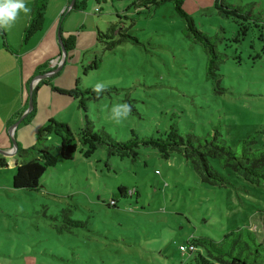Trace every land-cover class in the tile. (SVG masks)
Returning a JSON list of instances; mask_svg holds the SVG:
<instances>
[{
  "label": "rangeland",
  "instance_id": "374dc122",
  "mask_svg": "<svg viewBox=\"0 0 264 264\" xmlns=\"http://www.w3.org/2000/svg\"><path fill=\"white\" fill-rule=\"evenodd\" d=\"M123 2L131 4L121 18L108 8L73 10L71 19L83 15L73 32L76 47L68 52L66 65L47 78L61 77L68 67L76 74L70 89L77 84L93 89L97 83L110 89L99 100L86 98L94 129L120 142L166 139L175 129L182 136L218 133L239 153L242 141L250 138L254 149L263 148L264 0H224L241 8L228 15L216 0L184 1L185 12L222 55L214 77L206 44L193 30L188 33L174 0L148 8L135 7L134 0ZM120 20L138 42L107 50L98 32ZM78 32L84 33L80 39ZM27 96L28 87L23 105ZM74 101L65 108L61 103L37 107L36 115L20 123L18 132L28 139L23 144H38L41 130L54 119L45 120L50 108L73 116L67 120L79 133L83 115L80 101ZM122 103L132 111L117 122L111 109ZM15 131L11 135L8 130L11 145L14 138L20 142ZM46 144L57 160L37 190L14 188L15 171L0 169V264H194L195 252L180 250L193 238L221 241L234 230L251 227L264 241V186L246 181L216 159L212 165L229 178L228 185L204 183L183 154L165 157L156 146L141 142L136 156L110 153L103 145L89 157L79 142L71 160L61 158L60 138L53 131ZM121 186L136 192L123 196ZM66 213L87 226L67 229Z\"/></svg>",
  "mask_w": 264,
  "mask_h": 264
},
{
  "label": "trees",
  "instance_id": "16d2710c",
  "mask_svg": "<svg viewBox=\"0 0 264 264\" xmlns=\"http://www.w3.org/2000/svg\"><path fill=\"white\" fill-rule=\"evenodd\" d=\"M165 1L168 0H138L133 5L135 7L145 6L148 8L151 5H159ZM174 1L178 14L187 20L188 33L193 30L198 37L197 39L206 44L205 47L209 55L208 69L210 75L211 77L217 76L218 74L216 73V70L219 69L221 62L223 61L222 55L217 50L216 45L210 37L202 31H199L193 18L185 12L183 9V3L185 0ZM87 2L88 0H75L72 9L85 10ZM48 4L49 0H35L31 19L23 32L24 46L28 45L35 34L43 30ZM216 5L221 9L227 10L223 11V13L227 15L231 13L228 10L237 9L238 11H241L240 7L226 3L224 0H216ZM98 9H100V7ZM118 17L121 18L122 16L118 15ZM122 23L123 21L120 20L118 23H112L106 32H98V40L105 43V48L107 50H114L119 44L124 42H138V38L130 35L127 29L121 27ZM0 36L5 48L18 53V50L12 48L9 44L3 28H0ZM62 39L64 48L69 52L76 47L78 35L70 34L68 37ZM96 63L97 62H94L93 66H96ZM49 71L50 70L47 69V66L43 65L37 69L35 75L45 74ZM47 80V78L41 79L34 86L33 109L25 116L22 123L36 115L38 107L37 93L40 84L46 83ZM29 90L30 89H28L26 104L23 109L15 115L14 119L11 121V125L18 121L28 109ZM55 90L80 101L83 115V128L77 133L71 128L70 124L60 120L51 119L48 121L47 126L41 130L38 144L24 147L19 142L17 154L15 155L17 158L16 165L11 168L15 171L13 176V187L16 189L37 190L40 186L41 178L47 171L48 166L57 160L53 156L50 147L46 144L47 133H50V131H53L59 136L61 142L60 156L65 160H71L75 157L79 148V142H82L85 145V153L87 157L92 155L98 147L103 145H106L109 148L110 153L132 154L136 156L138 154L136 148L139 146L138 143L141 142L145 145L156 146L162 156L165 157L170 156L173 152L183 154L188 161L192 162L197 176L204 183L213 186H224L229 184V178L219 172L212 165V160L216 159L221 162L223 167L229 168L234 173L241 175L246 181L257 186H264V147L261 149H254V141L252 138L242 141L241 153L229 145L226 140L219 137L218 133H215L211 137H198L192 134L182 136L175 129L169 133L166 139L149 138L141 140L138 138V142H120L115 140L105 130H95L87 113L86 98L99 100L100 96L105 92H109V88L102 91L99 96H97L93 89H81L78 87V84L75 88L70 90L59 89L56 87ZM7 167H9L7 158L0 154V169ZM119 190L123 196H133L136 192V189L128 191L123 186H121ZM65 220L67 229L74 227L83 228L87 226L86 221L72 219L67 213L65 215ZM189 242L197 248L196 250L189 252H195L196 254L194 264H264V241L261 240L258 232L251 227L234 230L224 236L221 241H215L209 237H199L193 238Z\"/></svg>",
  "mask_w": 264,
  "mask_h": 264
},
{
  "label": "crops",
  "instance_id": "0c3cea01",
  "mask_svg": "<svg viewBox=\"0 0 264 264\" xmlns=\"http://www.w3.org/2000/svg\"><path fill=\"white\" fill-rule=\"evenodd\" d=\"M73 0H49V4L46 10L45 26L42 31L35 34L27 46L23 45V32L28 25L34 6L35 0H25L27 7L31 9L30 14L25 15L21 12L10 29H4L7 40L12 48L18 50L10 51L4 47L2 38L0 36V148L9 150L13 145L9 142L8 130L11 126V121L15 115L21 111L24 107V95L25 89L34 83V78L38 68L43 65L47 66L48 70H52L50 62L61 55V45L59 44V32L62 31V38L68 37L73 34L79 27L78 21L83 15H79L76 19H71L73 12ZM78 1V0H77ZM103 0H88L85 10H78L81 12H101L108 8L110 13L121 15L122 11H127L129 4H125L118 0H104L105 4L102 5ZM110 2V3H109ZM122 2V3H121ZM136 2L134 0L133 4ZM101 5V6H99ZM199 5V4H198ZM109 6V7H108ZM123 6V7H122ZM100 7L99 10H97ZM115 7V8H114ZM120 7V8H117ZM122 7V9H121ZM201 7V6H199ZM198 7V8H199ZM124 8V9H123ZM121 9V10H120ZM77 10V9H76ZM86 14V13H85ZM77 16V15H76ZM122 16V15H121ZM80 32H78L79 34ZM84 33H80L79 39ZM61 35V33H60ZM67 63V61H66ZM65 63V65H66ZM35 75V76H34ZM34 76V77H33ZM54 76V75H53ZM52 76V78H53ZM76 74L68 71V67L61 77L53 80H47L46 83L40 84L37 93V106L39 109L44 107H50L53 103H61L62 108H65L71 104L75 105V99L69 95L61 94L55 90L56 88L70 90L73 86ZM51 78V77H48ZM46 79V78H44ZM40 81V80H39ZM38 82V81H37ZM34 83V86L37 84ZM12 93V94H11ZM10 95L12 98L9 99ZM3 103L6 105L3 106ZM51 109L50 114L45 115L47 118H52L64 121L70 124L74 117L67 115L66 112L61 113V109ZM65 111V110H64ZM78 116L75 114V118ZM44 120V121H45ZM79 121V118L78 120ZM21 126L17 128L18 131ZM16 132V131H15ZM31 135L28 134V136ZM20 142L24 147L28 144H23V141L28 140L27 136L23 133H19ZM30 147V146H28ZM3 155V154H1ZM9 163L8 168H12L16 165V156H6Z\"/></svg>",
  "mask_w": 264,
  "mask_h": 264
},
{
  "label": "clouds",
  "instance_id": "9594fccd",
  "mask_svg": "<svg viewBox=\"0 0 264 264\" xmlns=\"http://www.w3.org/2000/svg\"><path fill=\"white\" fill-rule=\"evenodd\" d=\"M21 12L25 15L31 12V9L26 6L25 0H0V28L10 29ZM105 89L106 85L103 83H97L93 87V91L97 96ZM111 111L113 118L119 122L120 120L127 119L132 109L129 104L122 103L113 105Z\"/></svg>",
  "mask_w": 264,
  "mask_h": 264
},
{
  "label": "water",
  "instance_id": "95a60500",
  "mask_svg": "<svg viewBox=\"0 0 264 264\" xmlns=\"http://www.w3.org/2000/svg\"><path fill=\"white\" fill-rule=\"evenodd\" d=\"M74 2H75V0L72 1L73 4H74ZM59 42L61 44V49H62V53H63V57H62V61H61L60 65L57 68H55L54 70L49 71L48 73L37 75L34 78V83L41 80V79L52 77L57 72H59L63 68V66L65 65V63L67 61L68 52L63 46V39L60 35V32H59ZM33 89H34V84L32 83L30 85V90H29V107L26 110V112L23 114V116L18 121H16L13 125L10 126L9 132L11 135H14L15 130H17V128L20 125V123L22 122V120L33 109ZM17 149H18V143H17L16 139L14 138L12 148L9 150H5V149L0 148V154L6 155V156H15L17 154Z\"/></svg>",
  "mask_w": 264,
  "mask_h": 264
},
{
  "label": "built area",
  "instance_id": "2783aa9c",
  "mask_svg": "<svg viewBox=\"0 0 264 264\" xmlns=\"http://www.w3.org/2000/svg\"><path fill=\"white\" fill-rule=\"evenodd\" d=\"M97 10H99V9H97ZM61 61H62V55H60V56L57 57L56 59L52 60V61L50 62V66H51L52 68H55V67H57L58 65H60ZM196 249H197L196 246H194V245H193L192 243H190V242H187L186 244H183V245L180 246V250H181L183 253H186V252H192V251H194V250H196Z\"/></svg>",
  "mask_w": 264,
  "mask_h": 264
}]
</instances>
